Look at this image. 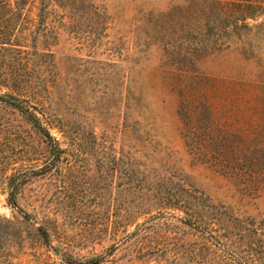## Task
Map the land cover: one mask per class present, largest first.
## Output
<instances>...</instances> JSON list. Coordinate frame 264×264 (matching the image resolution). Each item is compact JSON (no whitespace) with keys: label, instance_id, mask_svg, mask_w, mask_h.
I'll return each instance as SVG.
<instances>
[{"label":"rangeland","instance_id":"obj_1","mask_svg":"<svg viewBox=\"0 0 264 264\" xmlns=\"http://www.w3.org/2000/svg\"><path fill=\"white\" fill-rule=\"evenodd\" d=\"M214 38L230 47L204 54L201 71H264V0H0V93L58 138L42 141L0 98V151L17 154L6 173L47 161L22 182L21 210L0 190V260L236 264L226 243L264 264V189L190 152L166 73L174 45Z\"/></svg>","mask_w":264,"mask_h":264},{"label":"trees","instance_id":"obj_2","mask_svg":"<svg viewBox=\"0 0 264 264\" xmlns=\"http://www.w3.org/2000/svg\"><path fill=\"white\" fill-rule=\"evenodd\" d=\"M212 1L222 4L234 2ZM249 6L250 4H246V9ZM212 13L211 10L206 12L204 18L208 20ZM251 13L246 10L240 15L245 18ZM222 29L226 27L218 26L219 31ZM229 47V42L217 41V38L174 45L168 52L171 61L166 73L171 88L178 95L181 131L190 152L219 173L237 178V183L242 185L245 191L252 192L264 189V71L259 70L246 76H231L205 73L197 65L204 54ZM0 98L7 101L12 110L29 122L42 141L50 143L52 147H58V138L51 132L50 122L45 123L35 110L30 108V104H20L8 93H0ZM1 142L0 135V144ZM3 153L0 154V170L7 182L0 185V190L6 192L9 203L19 208L16 195L22 182L31 173L43 170L47 161L38 163V157L27 158L36 160L28 165L10 167L11 172L7 174V167L15 161L17 154ZM23 215L28 217L29 214L23 212ZM3 221L5 225H2ZM8 225V220L0 219V226L8 228ZM37 230L43 237L48 236L44 226L38 225ZM222 246L226 247L225 250H230L227 259H234L236 264H256L254 258L241 256L228 244L222 243ZM10 256L8 248H2L0 240V259ZM222 261L223 264L227 262L226 258ZM0 264H11V261L3 259Z\"/></svg>","mask_w":264,"mask_h":264}]
</instances>
